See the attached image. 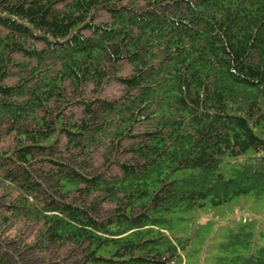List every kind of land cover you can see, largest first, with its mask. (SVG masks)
Returning a JSON list of instances; mask_svg holds the SVG:
<instances>
[{"label": "trees", "instance_id": "obj_1", "mask_svg": "<svg viewBox=\"0 0 264 264\" xmlns=\"http://www.w3.org/2000/svg\"><path fill=\"white\" fill-rule=\"evenodd\" d=\"M247 194L264 0H0V264H183L167 214ZM218 249L264 264V227Z\"/></svg>", "mask_w": 264, "mask_h": 264}, {"label": "rangeland", "instance_id": "obj_2", "mask_svg": "<svg viewBox=\"0 0 264 264\" xmlns=\"http://www.w3.org/2000/svg\"><path fill=\"white\" fill-rule=\"evenodd\" d=\"M15 80L16 76L11 75L5 81L12 83ZM117 91L118 87L111 83L104 87L102 93L103 96L110 97L113 94L116 96ZM167 216L170 227L166 232L183 245V264H213L214 257L219 254L218 245L226 240L228 234L238 232L242 228L258 230L264 227V195L255 197L247 194L217 206L207 201L200 209L175 211ZM27 233V229H21L15 238H10L13 241L3 234L2 236L6 238L7 247H10L11 243L16 247L25 243ZM2 240L1 237L0 243ZM1 249L6 248L0 246V251ZM15 255L20 260L25 257L23 253H17V250Z\"/></svg>", "mask_w": 264, "mask_h": 264}]
</instances>
